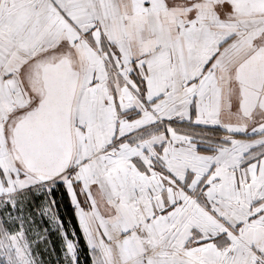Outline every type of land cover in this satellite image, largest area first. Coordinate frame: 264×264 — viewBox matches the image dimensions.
Instances as JSON below:
<instances>
[{"label":"snow or ice","instance_id":"snow-or-ice-1","mask_svg":"<svg viewBox=\"0 0 264 264\" xmlns=\"http://www.w3.org/2000/svg\"><path fill=\"white\" fill-rule=\"evenodd\" d=\"M0 264H264V0H0Z\"/></svg>","mask_w":264,"mask_h":264},{"label":"trees","instance_id":"trees-1","mask_svg":"<svg viewBox=\"0 0 264 264\" xmlns=\"http://www.w3.org/2000/svg\"><path fill=\"white\" fill-rule=\"evenodd\" d=\"M63 204H64V202L61 201L60 211H61V213H65V216H66V212H65V208H64ZM53 238H54V242H55V236Z\"/></svg>","mask_w":264,"mask_h":264}]
</instances>
